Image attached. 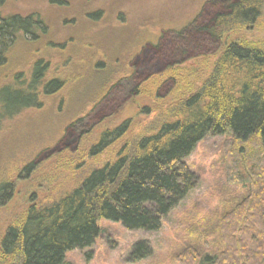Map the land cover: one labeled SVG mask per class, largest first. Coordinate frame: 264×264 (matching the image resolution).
<instances>
[{"label":"trees","instance_id":"1","mask_svg":"<svg viewBox=\"0 0 264 264\" xmlns=\"http://www.w3.org/2000/svg\"><path fill=\"white\" fill-rule=\"evenodd\" d=\"M263 8L264 0H206L188 24L162 31L154 43L145 42L130 60L129 74L110 83L85 115L67 125L65 133L78 140L108 115V108L137 94L144 82L159 74L177 77L183 63L208 56L224 32L254 24ZM40 27V20L31 16H4L0 11V67L17 34L35 39ZM153 59L160 62L156 69L150 68ZM40 64L35 62L28 80L16 76L25 97L11 96L16 100L12 102L39 105V96L62 86V80L45 79ZM168 82L170 86L159 96L169 93L172 79L157 85L155 93ZM20 105L1 114L10 116ZM126 130L127 121L102 131L89 154L103 152ZM206 136L222 138L226 180L243 190L202 220L206 240L184 244L175 259L179 264H264V44L247 41L230 42L203 83L175 103L156 130L125 142L112 160L91 169L69 192L50 203L30 206L6 228L0 240V264H73L65 259L66 253L94 243L101 233L99 219L120 223L127 230L160 229L164 217L193 189L197 175L187 157ZM64 147L57 152L67 150ZM51 153L47 149L44 156ZM34 167V161H29L23 168L25 175ZM13 184L0 175V206L10 199ZM210 234L211 247L206 250ZM147 252L137 242L129 261L142 260Z\"/></svg>","mask_w":264,"mask_h":264},{"label":"rangeland","instance_id":"2","mask_svg":"<svg viewBox=\"0 0 264 264\" xmlns=\"http://www.w3.org/2000/svg\"><path fill=\"white\" fill-rule=\"evenodd\" d=\"M205 1L1 2L4 16H31L40 20L41 27L35 31L38 35L35 39L18 33L0 67V175L14 183L10 199L0 206V240L6 228L19 221L30 206L50 203L69 192L91 169L112 160L125 142L156 130L167 118L168 110L203 83L230 42L264 44L263 8L254 24L224 32L218 45L209 48L212 52L208 56L183 63L177 77L159 74L144 82L137 94L108 108V115L78 140L75 135L65 133L67 125L85 115L110 83L129 74V61L141 52L145 42L154 43L162 31L188 24ZM37 60L44 67L45 79L62 80V86L39 96V105L21 106L12 102L16 100L11 96L25 97L16 76L28 80ZM151 63L154 67L151 69L160 65L157 59ZM165 79H172L174 86L169 93L159 96L170 86L168 82L155 93L157 85ZM19 105V110L10 116L1 114ZM125 121L127 130L119 140L95 156L89 154L102 131ZM60 139L63 142H58ZM221 142V137L206 136L187 157L189 167L197 175L193 189L176 210L164 217L160 229L127 230L120 223L99 219L101 233L94 243L66 253L65 259L73 264H179L175 259L177 250L186 243L200 244L206 240L202 220L213 216L224 202L243 190L226 180ZM63 145L67 150L57 152ZM47 149L52 152L48 157L44 156ZM29 161H34L35 167L25 175L23 168ZM212 237L208 236L210 244L205 245L206 250L211 247ZM137 242L148 250V257L130 262L129 254Z\"/></svg>","mask_w":264,"mask_h":264},{"label":"flooded vegetation","instance_id":"3","mask_svg":"<svg viewBox=\"0 0 264 264\" xmlns=\"http://www.w3.org/2000/svg\"><path fill=\"white\" fill-rule=\"evenodd\" d=\"M37 61H40V60H37ZM37 61H36V62H37ZM130 63H131V62L129 61V69H130Z\"/></svg>","mask_w":264,"mask_h":264}]
</instances>
